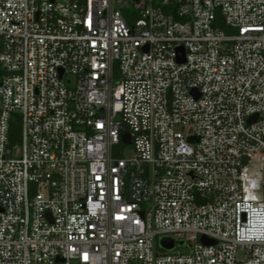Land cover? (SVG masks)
I'll list each match as a JSON object with an SVG mask.
<instances>
[{
	"label": "built area",
	"instance_id": "2783aa9c",
	"mask_svg": "<svg viewBox=\"0 0 264 264\" xmlns=\"http://www.w3.org/2000/svg\"><path fill=\"white\" fill-rule=\"evenodd\" d=\"M0 67V264H264V0H0Z\"/></svg>",
	"mask_w": 264,
	"mask_h": 264
},
{
	"label": "water",
	"instance_id": "95a60500",
	"mask_svg": "<svg viewBox=\"0 0 264 264\" xmlns=\"http://www.w3.org/2000/svg\"><path fill=\"white\" fill-rule=\"evenodd\" d=\"M181 54H182V51H181ZM183 56V55H182ZM181 55L179 56V61H183V57ZM124 142L128 143V139L127 137H124ZM201 242L204 244V245H213L214 242L212 241H209V240H206L205 238L201 237ZM159 245L161 248L165 249V250H170L172 249L176 244L174 242V240L172 239H169V238H162L160 241H159Z\"/></svg>",
	"mask_w": 264,
	"mask_h": 264
},
{
	"label": "trees",
	"instance_id": "16d2710c",
	"mask_svg": "<svg viewBox=\"0 0 264 264\" xmlns=\"http://www.w3.org/2000/svg\"><path fill=\"white\" fill-rule=\"evenodd\" d=\"M18 117L14 116L10 120V126H9V141L10 144H14L17 142L18 137H19V125H18Z\"/></svg>",
	"mask_w": 264,
	"mask_h": 264
},
{
	"label": "rangeland",
	"instance_id": "374dc122",
	"mask_svg": "<svg viewBox=\"0 0 264 264\" xmlns=\"http://www.w3.org/2000/svg\"><path fill=\"white\" fill-rule=\"evenodd\" d=\"M3 74V68L0 67V77L2 76Z\"/></svg>",
	"mask_w": 264,
	"mask_h": 264
}]
</instances>
